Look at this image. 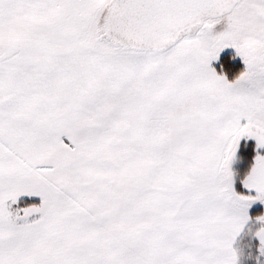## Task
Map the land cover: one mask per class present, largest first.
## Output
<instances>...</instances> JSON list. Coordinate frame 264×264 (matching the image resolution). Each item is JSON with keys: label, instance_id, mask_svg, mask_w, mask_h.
Masks as SVG:
<instances>
[{"label": "snow or ice", "instance_id": "snow-or-ice-1", "mask_svg": "<svg viewBox=\"0 0 264 264\" xmlns=\"http://www.w3.org/2000/svg\"><path fill=\"white\" fill-rule=\"evenodd\" d=\"M0 264H264V0H0Z\"/></svg>", "mask_w": 264, "mask_h": 264}]
</instances>
